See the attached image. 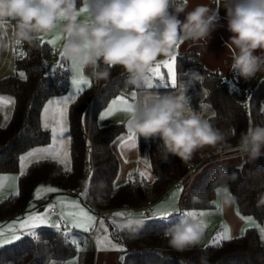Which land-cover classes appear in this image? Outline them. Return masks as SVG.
Wrapping results in <instances>:
<instances>
[{
  "label": "trees",
  "instance_id": "trees-1",
  "mask_svg": "<svg viewBox=\"0 0 264 264\" xmlns=\"http://www.w3.org/2000/svg\"><path fill=\"white\" fill-rule=\"evenodd\" d=\"M81 4L82 0H78V8ZM180 18L183 19V14H180ZM11 24L13 27L14 22ZM17 47L20 53L14 65L17 71L23 72V76L16 72L0 79V92L11 94L15 101L8 122L5 125L0 123V172L17 171L20 153L49 143L51 133L41 125L42 107L49 97L65 95L69 87V72L63 58L51 73L46 71L45 59L52 51L47 41L43 40L37 47L19 42ZM201 63L202 57L198 51L179 53L175 59L176 72L178 75L183 74ZM201 68V85L205 90L203 100L213 109L207 119L224 133L225 142L217 148L198 150L186 164L171 154L164 159L161 141L158 138L151 139L147 146V159L154 178L148 180L135 176L116 184L119 159L112 148V142L126 131L125 124L112 122L99 125L96 120L98 112L111 98L131 88L125 87L122 68L114 67L107 80L95 81L90 78V86L77 91L74 100L68 104L66 117L70 170H65L51 158L32 162L23 171V175H18L17 191L0 201V220L22 214L35 187L40 183L62 189L79 188L89 176V205L96 210L140 207L148 195L160 197L185 178L189 166L200 164L218 150L236 148L241 132L246 131L250 123L264 124V72L245 81L230 70L233 84L229 85L220 70H212L205 65ZM85 70L90 77V69ZM248 88H253V92L249 100L243 102ZM218 167L237 176L234 181L228 180L227 186L235 197L238 213L250 216L264 226V206L257 207L258 194L264 192V187H261L264 183V156L254 163L245 160L241 165L225 164L204 169L191 185L183 209H205L213 205L211 192L223 185V182H215L214 173ZM100 180L106 182L103 189L97 187ZM194 191L206 193L201 203L192 202L191 194ZM97 196L103 202H97ZM168 218L146 219L141 235L135 239L115 232L111 225V236L123 245L120 251L121 263L200 264V258L206 256L209 264H264V245L255 226H248L240 235L221 240L220 243L177 252L168 246L163 232L179 220L178 213H172ZM68 235L69 232L63 229L44 226L22 232L19 239L0 248V264H47L51 259H70L79 252V264H93V248L79 251Z\"/></svg>",
  "mask_w": 264,
  "mask_h": 264
},
{
  "label": "clouds",
  "instance_id": "clouds-1",
  "mask_svg": "<svg viewBox=\"0 0 264 264\" xmlns=\"http://www.w3.org/2000/svg\"><path fill=\"white\" fill-rule=\"evenodd\" d=\"M188 3L189 0H82L78 8V0H0V29L3 22H14L16 40L31 47H37L42 38L59 29V55L68 68L74 73L90 69V78L95 81L107 80L114 67L122 68L125 87L145 90L127 111V129L138 138H158L164 159L171 154L187 164L198 150L217 148L226 137L191 108L183 91H148V82L159 57H174L184 42H190V46L207 44L211 33L220 26L219 7L196 4L188 10ZM223 7L231 33L225 41L231 51L230 70L238 78L250 80L264 72V0H223ZM237 147L249 163L264 156V124L250 123L241 132ZM214 176L215 182H223L217 192L220 206H232L235 197L227 181H234L236 174L218 167ZM97 187L103 189L106 182L98 181ZM87 191L86 187V194ZM205 196L194 191L191 200L201 203ZM97 202H103L99 196ZM260 206H264V192L258 194L257 207ZM191 212L181 215L163 232L168 246L177 252L199 246L204 239L207 222ZM111 224L115 232L135 239L141 235L145 220L128 211L113 218ZM200 264H209L206 256L200 258Z\"/></svg>",
  "mask_w": 264,
  "mask_h": 264
},
{
  "label": "crops",
  "instance_id": "crops-1",
  "mask_svg": "<svg viewBox=\"0 0 264 264\" xmlns=\"http://www.w3.org/2000/svg\"><path fill=\"white\" fill-rule=\"evenodd\" d=\"M196 4H207L211 8L219 7L220 26H218L211 33L210 39L208 40L207 44L203 46L201 45L190 46V42H184L179 45L177 49V54L186 51H193V50L198 51L201 54L203 65H205L206 67L212 70L215 69L220 70L223 74L224 72H229L231 67V51L226 48L225 41L228 40L231 33L227 30V20L225 18L226 10L223 7V0H216L215 3H213L212 0H189L188 10H191ZM17 48H18L17 42L13 34L12 24L11 22L6 21L4 27L0 29V79L4 76L14 73V66H15L14 60L16 58ZM160 58L162 59L164 57H160ZM195 67H200V66H195ZM195 69L199 70V72L197 71V76L199 77V82L201 83V79H202L201 72H203V69L201 67L200 68L193 67L189 69L187 72L183 73L184 75L183 80H186L185 77L188 74H191L193 73V71H196ZM176 76L178 78L177 72H176ZM168 89L173 90L172 88H168ZM190 89L191 87L189 88V90ZM165 91L167 90H162L161 93H165ZM118 95L114 96L113 98L115 99ZM204 95L205 92L201 96V98H196L195 100L192 99H187V100L194 111L200 112L205 118H207L213 112V109L207 108L206 103L203 100ZM0 97H4L6 100L9 98L13 100V96L9 93L0 92ZM12 107L13 105L7 102L0 103L1 125H5L8 122L11 115ZM105 109L103 111H101L102 110L101 109L96 116V120L99 125H105L112 122H124L126 124L127 117L126 115H123V110L121 108H117L112 112V116L115 117L119 116L117 119H106V116H103V113H105ZM125 128L126 131L121 135H119L112 142V148L117 154V157L119 159V170L115 181L116 184L123 183L128 179L134 178L135 176L140 177L141 176L140 172L147 173L148 174L147 179L152 180L154 178V175L149 169L148 164L143 163L139 159V153H141L139 151L140 141L141 140L144 141V138L136 137L135 147L126 146L127 137L130 135V132L126 126ZM146 141L148 146L149 140ZM245 160L246 157H242L237 148L214 152L194 169L195 173L192 176L185 177L181 181L177 182L175 185L169 188L163 195L158 197L161 199H159L157 202L156 200L158 198L153 199L155 200V207L153 212H155L156 215L153 218H159L164 220L169 219L168 218L169 216L167 218H164L162 215H160L157 211L158 209L159 212H168L169 214L178 213V218H180L181 215H184L185 213L192 211L197 213L198 217H202L203 219H205L208 227L211 229L212 233L217 238L220 239L222 235L226 234L225 226H227V229L229 230L227 234H230L231 237L240 235L241 233H243L244 229L248 227L249 223L254 224V221L255 222L257 221L250 216L240 215L237 211V207L235 203L228 208H222L220 206V200L217 194L218 190L221 188L220 186L214 188L213 191L211 192V200L213 205L209 208L183 209V203L194 180L204 169L211 166H222L225 164L241 165ZM42 185H48L51 188L57 189V191L55 192H51L48 191V189H45V192L43 193L44 194L43 199H46L47 203L56 204L58 209L51 206L49 210L53 214H51L50 217L49 216L41 217L46 221V223H41L39 220L32 222L36 223L38 227H41L40 225H42L44 227L63 229L66 232L71 233L72 236L74 235V233L76 234L81 233V234H85L87 237H90L94 250L93 264H122L120 251L122 250L123 245L111 236L110 233V230L112 228L111 220L117 217L114 215V213L116 212L125 213L128 211H133L136 215L143 216L142 214L139 213L138 207H123L118 209H106V210L102 209L103 214L100 218H97V216L95 217L93 216L94 220L91 222V225L92 226L94 225V227L93 228L91 227L89 229L90 231H81L80 229L84 227L77 226V217L75 215L79 211V209L75 208L72 214H68L69 209L65 207V201L78 203L79 208L87 212L88 215H91L90 211L87 210L84 206H82L79 203L78 199L81 200L89 209L94 211L96 215L98 210H96L93 206L89 205L90 203H86L81 197L70 194L67 191V189H62L60 187L48 183H40L37 186H42ZM42 187H46V186H42ZM35 189L34 191H36ZM60 191H65V192H60ZM66 193L70 194L71 196L69 195L60 198H58L57 196H56L57 198L55 197V195L58 194L66 195ZM43 199H39V201H42ZM148 199H150L149 195L146 200ZM217 205H219V207H217ZM34 206H32V208H30L29 210H25V211L29 212V211H33V209L35 210L36 208H38L37 206H40V203L38 202V204H36V207ZM200 213H206V215L200 216L199 215ZM247 218H251V219H247ZM102 219H105L106 221V225H103V227L100 224ZM80 222L84 223L85 226L89 224L86 219H82ZM258 224L259 226L257 227V230L259 231L260 234L261 243L264 245V239L261 238L262 234H264L262 233L263 229H261V227L264 226H262L259 222ZM35 228L18 227L14 231H9V230L3 231L4 232L3 237H8L11 234H13V232L17 233L18 231L24 232L25 230V232H29L34 230ZM98 242H102L99 247H98ZM112 245H115V248H113Z\"/></svg>",
  "mask_w": 264,
  "mask_h": 264
},
{
  "label": "rangeland",
  "instance_id": "rangeland-1",
  "mask_svg": "<svg viewBox=\"0 0 264 264\" xmlns=\"http://www.w3.org/2000/svg\"><path fill=\"white\" fill-rule=\"evenodd\" d=\"M86 18L85 16H82L81 19ZM44 41H47L49 43V41H55L54 43H49L51 46V53L49 54V56L45 59V65H46V71L48 73H51L53 71V68L56 66V64H58L61 61V56L59 55V48L60 45L62 43V34L60 33L59 29H57L51 36L47 37V38H42ZM20 50L19 48H17V52H16V57L19 55ZM177 55V54H176ZM175 55V57H176ZM158 58V62L157 64L160 65L159 68V73L160 75L163 77V81L164 83H169L170 84V76L168 73L167 68L164 66L163 62L165 61H171L172 57L169 58ZM65 67L67 68L68 72H69V87H68V92L65 95H55V96H51L49 97V99L45 102V104L42 107L41 110V125L43 124V120H42V116L45 117L47 119V122L49 123L50 127L48 128V130L51 133V139L49 141V143L45 144V145H39L36 147H31L30 149H27L25 151H23L22 153L19 154V164H18V170L17 171H9V172H0V177H5V178H11V179H4V180H0V201L3 200L5 197L15 193L18 189V183H17V179H15L16 177H18V175L23 172L28 165H30L32 162L37 161L38 159H42V158H52L54 160H56L57 162H59L60 160H64L65 163H60L64 168H68L69 167V135H68V128H67V117L65 120V124L64 126L67 128V131L64 132L62 134V136H57L56 140L54 141L52 139V131L51 128L54 125V121L52 120L51 116L52 113L55 109L59 108H63L65 107V97H69V96H75L76 92H77V86L73 84V77L77 76L76 73L72 72L68 66H67V62L65 61ZM156 64V65H157ZM156 65H154V67H156ZM198 66L202 67L203 64H198ZM200 67H194V68H200ZM196 71H193V73L188 74L185 78L186 80H183V74L178 75V78L176 76V80H177V87L173 90H169L168 88H157V87H153L151 89H148V91H157L160 92L162 90H167L166 92H171L174 94H178L181 91H183L184 95L186 96L187 99H192L195 100L196 98H201V96L204 94L205 90L203 88V86L201 85V83L199 82V77L197 76V71L199 72V70L195 69ZM174 71H175V75H176V67L174 64ZM18 73V75L22 76L21 73L23 74L22 71L20 70H16L15 66H14V73ZM203 75V72H201ZM80 75H82V77L84 79H86L87 81L90 82V77L87 75L86 70L82 69L80 70ZM153 74H150V77ZM223 77L228 81L229 85L233 84V80L230 78V71L229 72H224ZM79 78V77H77ZM184 85V86H183ZM88 85L86 84H80L79 87L80 88H84L87 87ZM191 87V89L189 90V88ZM171 88V87H169ZM178 88V89H177ZM249 89V88H248ZM247 89V90H248ZM189 90V91H188ZM144 89H135L133 87H131L129 90L125 91L124 93H120L116 98L120 97L122 98V100L127 101V103H135L136 100L141 97L144 94ZM115 98V99H116ZM114 98H111L109 100V102L106 104L107 106L104 107L101 111H103L105 108V112L108 110L109 106L112 104V102L115 100ZM72 100H69L67 102L66 108L68 107V104L71 102ZM207 108H211V106L209 104L206 103ZM47 107V112L45 111ZM117 108H121L123 110V115H126L127 117V110H126V105L124 103H119L115 106L114 110H116ZM262 109H264V99L262 101ZM113 110V111H114ZM67 112V111H66ZM212 112V109H211ZM104 114V113H103ZM119 117V116H118ZM118 117L108 115V117L106 116V119H117ZM125 124V123H124ZM126 126V124H125ZM63 140V147H61L59 141ZM43 147H52V151L50 153H35L32 156H28V153L32 152L34 149H38V148H43ZM238 149V147H236ZM141 153H139V159L145 163L148 164V159H147V141L144 139L140 141V150ZM221 151V150H218ZM67 153V156L64 155V153ZM199 164H194L192 166H189L188 169V174L186 175V177H190L192 176L195 172L194 169L198 166ZM196 171V170H195ZM184 179V178H183ZM90 176L87 177L85 179V184L83 186L89 185L90 184ZM42 186H46V187H42V191L39 194V197L36 196V191H34L33 195L31 196V198L29 199V203L27 205L26 210H29L30 208H32V206L36 207V204H38V202L40 203V206H37L38 208H36L35 210L33 209V211H24L22 214H19L15 217L9 218V219H4V220H0V226H2L3 231H14L15 229H17L18 227L21 228L20 226L22 224L25 223H30L32 221H30L31 217H50L51 213L50 212V207L53 206L55 208L58 209V207L56 206V204L54 203H47L46 199H43L44 196V192L45 189H49L51 187H49L48 185H42ZM81 186V187H83ZM38 187L41 186H37L35 190H37ZM60 192H65V191H60ZM42 195V196H41ZM70 194L66 193V195H62V194H58L55 195V197L57 196L58 198L60 197H64V196H69ZM54 196V195H53ZM71 196V195H70ZM56 197V198H57ZM150 199H156L159 196H149ZM148 198V197H147ZM39 199H43L42 201H39ZM161 199L158 198L156 200V202ZM65 201V200H64ZM79 203L84 206L87 210L90 211L91 215L90 216H96V213L94 211H92L91 209H89L81 200H79ZM64 203V202H63ZM71 203L70 201H65V207L68 208V214H72L73 210L75 208L71 207ZM143 203H141L139 206L141 207ZM138 207V209L140 208ZM102 210V209H101ZM141 216V215H140ZM155 212H150L147 215H143L142 217L144 218V220L146 219H150L155 217ZM101 221H103V225H106V221L105 219H102ZM251 222V221H250ZM101 224V222H100ZM255 224V225H254ZM254 224L249 223L250 226H255L256 228L259 226L258 222L254 221ZM248 225V226H249ZM13 226H15V229H13ZM42 226V225H40ZM38 227V226H37ZM88 230H85V228L80 229L81 231H90L89 229L92 227H94V225L92 226L91 224L86 225ZM261 229L264 230V227H261ZM25 232V230H24ZM22 234V232L18 231L17 233L13 232V234H11L8 237H2L3 239H10L13 236H20ZM79 234V235H78ZM74 233V235L72 236L71 233H69V239L72 240L73 242H75L76 247L79 251H83L86 248H93V244L92 241L90 239V237H87L85 234H81V233ZM219 238H217L211 231V229L209 227H207L204 239L202 241V243L199 246H207V245H213L216 243H213L215 240H218ZM15 241V240H14ZM13 241V242H14ZM6 245V244H4ZM4 245L0 246L3 247ZM80 252L77 253L76 255H74L72 258L67 259V260H59V259H51L50 261L53 262V264H79L80 261Z\"/></svg>",
  "mask_w": 264,
  "mask_h": 264
},
{
  "label": "snow or ice",
  "instance_id": "snow-or-ice-1",
  "mask_svg": "<svg viewBox=\"0 0 264 264\" xmlns=\"http://www.w3.org/2000/svg\"><path fill=\"white\" fill-rule=\"evenodd\" d=\"M5 22H3V26H4ZM55 41H49V43H54ZM17 43H19L17 41ZM175 59L176 57H172L171 61H165L163 62L164 66L167 68L168 70V73H169V76H170V84L169 83H164L163 81V77L160 75L159 73V68H160V65L157 64L156 67H154L152 69V76L149 78V86L151 88L153 87H157V88H173L175 89L177 87V80H176V75H175V71H174V64H175ZM77 76H74L73 77V84L77 86V91L80 92V91H83L82 88L79 87L80 84H86L88 86H90V82L87 81L86 79H84L82 77V75H80V70H78L76 72ZM21 75L23 76V74L21 73ZM79 77V78H77ZM65 100V107L63 108H57L53 111L52 113V120L54 121V125L52 126L51 128V131H52V139L55 141L57 136H62V134L64 132L67 131V128L64 126L65 124V120H66V111H67V108H66V105H67V102L69 100H74V96H69V97H65L64 98ZM9 103V104H12L14 106L15 104V101L12 100V99H5L4 97H0V103ZM119 103H124L126 105V110H130L131 109V103H127V101H124L122 100V98L118 97L116 98L112 104L109 106L108 110L103 114V116H108V115H111L115 106ZM47 112V107H46V110ZM42 120L44 121L42 126L44 129H48L50 127L49 123L47 122V119L45 117L42 116ZM130 132V135L127 137V143H126V146H130V147H135V140H136V136L134 133L131 132V130H129ZM61 147H63V143L64 141L63 140H60L59 141ZM52 151V147H43V148H38V149H34L32 152L28 153V156H32L33 154L35 153H50ZM65 156H67V153L65 152L64 153ZM39 162V161H37ZM60 163H65L64 160H60L59 161ZM65 170H70L66 167ZM24 173L21 172V175H23ZM140 175L142 177H144L145 179L148 178V174L145 173V172H140ZM4 179H11V178H5V177H0V180H4ZM15 179H18V177H16ZM42 191V186L41 187H38L37 190H36V196L39 197V194L40 192ZM48 191H51V192H55L57 191V189H54V188H49ZM17 195L19 194L18 192L16 193ZM175 195V194H174ZM71 207L73 208H76V209H79V211L75 214L76 217H77V226L78 227H84L85 230H88L87 227L85 226L84 223L80 222L82 219H86L88 221L89 224H91V222L94 220V217L88 215L87 212H85L83 209H80L79 208V204L76 203V202H72L71 203ZM217 207H219V205H217ZM158 213L160 215H162L164 218H167L170 214L168 212H159V209L157 210ZM125 213L124 212H116L114 213L115 216H122L124 215ZM191 215H195L197 216V213L195 212H191L189 213ZM200 216H204L206 215V213H200L199 214ZM247 219H251V218H247ZM36 220H39L41 223H46V221L39 217V216H36V217H31L30 218V221H36ZM101 226L103 227V221H101ZM20 227H23V228H28V227H31V228H35L37 227L36 223L34 222H30V223H25V224H22ZM15 229V226H13V229ZM228 229H227V226H225V233L224 235H222L220 237V239L218 240H215L213 243H220L221 240H228V239H231L232 237L230 236V234H227L228 233ZM262 233H264V230H262ZM4 235V232H3V228L2 226H0V246L4 245V244H9V243H12L14 240H17L19 239V236H13L12 238L10 239H3ZM262 239H264V234H262ZM102 242H98V247L100 246ZM113 248H115V245H112Z\"/></svg>",
  "mask_w": 264,
  "mask_h": 264
},
{
  "label": "built area",
  "instance_id": "built-area-1",
  "mask_svg": "<svg viewBox=\"0 0 264 264\" xmlns=\"http://www.w3.org/2000/svg\"><path fill=\"white\" fill-rule=\"evenodd\" d=\"M253 92V88H249L244 95L243 102H247L250 98V95ZM88 188L87 194L85 192V188ZM67 191L70 194H73L75 196L81 197L86 203H90L89 201V185L83 186V187H73V188H68ZM155 207V200L153 199H148L145 200V202L142 204V206L139 208V213L142 215H147L148 213L152 212ZM53 210V209H52ZM103 214V211L101 209L98 210L97 212V218H100Z\"/></svg>",
  "mask_w": 264,
  "mask_h": 264
}]
</instances>
